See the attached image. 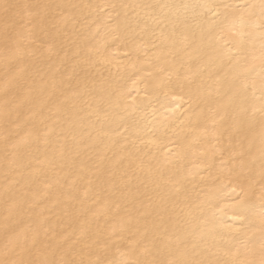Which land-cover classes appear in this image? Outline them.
<instances>
[{
  "label": "bare ground",
  "instance_id": "obj_1",
  "mask_svg": "<svg viewBox=\"0 0 264 264\" xmlns=\"http://www.w3.org/2000/svg\"><path fill=\"white\" fill-rule=\"evenodd\" d=\"M260 3L0 0V264H264Z\"/></svg>",
  "mask_w": 264,
  "mask_h": 264
},
{
  "label": "snow or ice",
  "instance_id": "obj_2",
  "mask_svg": "<svg viewBox=\"0 0 264 264\" xmlns=\"http://www.w3.org/2000/svg\"><path fill=\"white\" fill-rule=\"evenodd\" d=\"M147 8H151L152 6L151 5H147L146 6ZM161 7H169L167 5H162ZM197 8H200V9H204V10H207L209 12H211L213 15H216L217 13V6L216 5H213V4H210L208 2H202V3H199L196 5ZM246 7H253L252 5H248ZM260 12H261V16L264 17V0H261V3H260ZM262 193H264V180H262ZM58 264H69V262H65V261H60L58 262ZM72 264H74V262H72ZM96 264H102L101 261H97Z\"/></svg>",
  "mask_w": 264,
  "mask_h": 264
}]
</instances>
